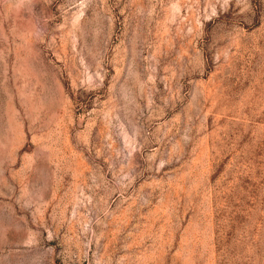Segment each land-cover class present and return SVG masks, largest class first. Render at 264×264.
Returning a JSON list of instances; mask_svg holds the SVG:
<instances>
[{"label": "rangeland", "instance_id": "374dc122", "mask_svg": "<svg viewBox=\"0 0 264 264\" xmlns=\"http://www.w3.org/2000/svg\"><path fill=\"white\" fill-rule=\"evenodd\" d=\"M0 264H264V0H0Z\"/></svg>", "mask_w": 264, "mask_h": 264}]
</instances>
